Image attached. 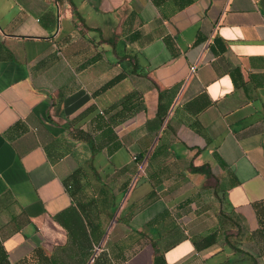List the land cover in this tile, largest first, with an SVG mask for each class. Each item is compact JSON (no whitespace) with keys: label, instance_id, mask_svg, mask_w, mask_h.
I'll list each match as a JSON object with an SVG mask.
<instances>
[{"label":"crops","instance_id":"0c3cea01","mask_svg":"<svg viewBox=\"0 0 264 264\" xmlns=\"http://www.w3.org/2000/svg\"><path fill=\"white\" fill-rule=\"evenodd\" d=\"M0 246L264 264V0H0Z\"/></svg>","mask_w":264,"mask_h":264},{"label":"trees","instance_id":"16d2710c","mask_svg":"<svg viewBox=\"0 0 264 264\" xmlns=\"http://www.w3.org/2000/svg\"><path fill=\"white\" fill-rule=\"evenodd\" d=\"M159 109H160V106H159ZM0 264H8L5 252L3 251L1 246H0Z\"/></svg>","mask_w":264,"mask_h":264},{"label":"built area","instance_id":"2783aa9c","mask_svg":"<svg viewBox=\"0 0 264 264\" xmlns=\"http://www.w3.org/2000/svg\"><path fill=\"white\" fill-rule=\"evenodd\" d=\"M194 70H195V66L193 65L190 67V73L194 72Z\"/></svg>","mask_w":264,"mask_h":264},{"label":"water","instance_id":"95a60500","mask_svg":"<svg viewBox=\"0 0 264 264\" xmlns=\"http://www.w3.org/2000/svg\"><path fill=\"white\" fill-rule=\"evenodd\" d=\"M139 156H141V154H139Z\"/></svg>","mask_w":264,"mask_h":264}]
</instances>
